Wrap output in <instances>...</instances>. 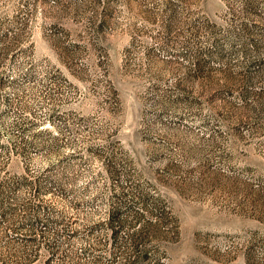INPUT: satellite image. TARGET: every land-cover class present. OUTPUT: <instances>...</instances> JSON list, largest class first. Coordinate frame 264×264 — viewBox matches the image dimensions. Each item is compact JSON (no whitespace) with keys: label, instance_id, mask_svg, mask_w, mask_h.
<instances>
[{"label":"rangeland","instance_id":"374dc122","mask_svg":"<svg viewBox=\"0 0 264 264\" xmlns=\"http://www.w3.org/2000/svg\"><path fill=\"white\" fill-rule=\"evenodd\" d=\"M0 264H264V0H0Z\"/></svg>","mask_w":264,"mask_h":264}]
</instances>
